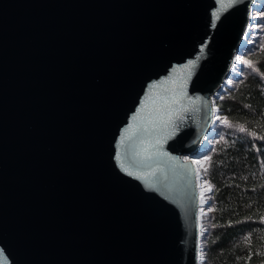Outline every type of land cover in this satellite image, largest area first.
Listing matches in <instances>:
<instances>
[{
	"label": "water",
	"instance_id": "95a60500",
	"mask_svg": "<svg viewBox=\"0 0 264 264\" xmlns=\"http://www.w3.org/2000/svg\"><path fill=\"white\" fill-rule=\"evenodd\" d=\"M254 1L0 0V264H200Z\"/></svg>",
	"mask_w": 264,
	"mask_h": 264
},
{
	"label": "trees",
	"instance_id": "16d2710c",
	"mask_svg": "<svg viewBox=\"0 0 264 264\" xmlns=\"http://www.w3.org/2000/svg\"><path fill=\"white\" fill-rule=\"evenodd\" d=\"M258 28L245 36L214 98L211 137L195 159L206 161L202 264H264V26Z\"/></svg>",
	"mask_w": 264,
	"mask_h": 264
},
{
	"label": "rangeland",
	"instance_id": "374dc122",
	"mask_svg": "<svg viewBox=\"0 0 264 264\" xmlns=\"http://www.w3.org/2000/svg\"><path fill=\"white\" fill-rule=\"evenodd\" d=\"M252 9H253V12L250 17V24L246 32V35H249V36H252V34L256 32V27H259L258 29H261V26H264V0H255L253 3ZM243 44H244V41H243ZM198 161L199 162L198 163L196 162V165L198 169L199 180H203L205 179V174H206V171H205L206 161L204 159H198ZM203 197L206 198V196L204 195V192H203ZM203 203L204 202L202 200L201 214H203V210H205V206H203L204 205ZM200 264H202V262H200Z\"/></svg>",
	"mask_w": 264,
	"mask_h": 264
},
{
	"label": "snow or ice",
	"instance_id": "6c2138e0",
	"mask_svg": "<svg viewBox=\"0 0 264 264\" xmlns=\"http://www.w3.org/2000/svg\"><path fill=\"white\" fill-rule=\"evenodd\" d=\"M215 15H217V17H218L219 14L217 13V14H215ZM190 63H191V62H190ZM191 66L194 67L195 65H194V64H191ZM223 123L228 124V121H227V120H224ZM240 131H245V129H244L243 127H241V128H240Z\"/></svg>",
	"mask_w": 264,
	"mask_h": 264
}]
</instances>
